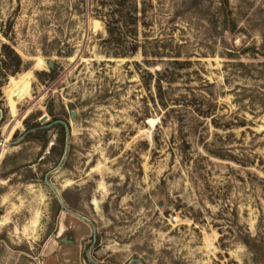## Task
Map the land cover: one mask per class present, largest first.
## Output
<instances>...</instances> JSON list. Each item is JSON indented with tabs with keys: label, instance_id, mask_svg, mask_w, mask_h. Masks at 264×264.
<instances>
[{
	"label": "rangeland",
	"instance_id": "obj_1",
	"mask_svg": "<svg viewBox=\"0 0 264 264\" xmlns=\"http://www.w3.org/2000/svg\"><path fill=\"white\" fill-rule=\"evenodd\" d=\"M0 109V264H264V0H0Z\"/></svg>",
	"mask_w": 264,
	"mask_h": 264
},
{
	"label": "water",
	"instance_id": "obj_2",
	"mask_svg": "<svg viewBox=\"0 0 264 264\" xmlns=\"http://www.w3.org/2000/svg\"><path fill=\"white\" fill-rule=\"evenodd\" d=\"M53 64H54L53 60H50V62H49V66H50V68H53ZM0 114H1V109H0ZM72 115H74V112L72 113ZM45 119H46V116H44V117L42 118V120H45ZM66 132H67V134H66V148H65V153L67 152L68 144H69V140H70V135H71L70 127H69L67 124H66ZM55 192H56V195L58 196V199H59L60 203L62 204V206L66 207L65 204H64V202H63V199L61 198V196H60V194H59V192H58L57 190H55ZM160 205H162V202H160ZM75 214H76L77 216L83 218V219H86L85 217L80 216V215L77 214V213H75ZM86 220H87V219H86ZM61 240H64V238H62ZM69 241H70V240H69ZM70 242H72V241H70Z\"/></svg>",
	"mask_w": 264,
	"mask_h": 264
},
{
	"label": "bare ground",
	"instance_id": "obj_3",
	"mask_svg": "<svg viewBox=\"0 0 264 264\" xmlns=\"http://www.w3.org/2000/svg\"><path fill=\"white\" fill-rule=\"evenodd\" d=\"M28 88H29V83H28V81L27 80H23L20 84H19V86H18V88L16 89V91H15V94H16V96H22V95H24L25 93H27V91H28ZM18 98V97H17Z\"/></svg>",
	"mask_w": 264,
	"mask_h": 264
},
{
	"label": "trees",
	"instance_id": "obj_4",
	"mask_svg": "<svg viewBox=\"0 0 264 264\" xmlns=\"http://www.w3.org/2000/svg\"><path fill=\"white\" fill-rule=\"evenodd\" d=\"M60 125H61V126L63 127V129H64L65 126H64L63 124H60Z\"/></svg>",
	"mask_w": 264,
	"mask_h": 264
}]
</instances>
